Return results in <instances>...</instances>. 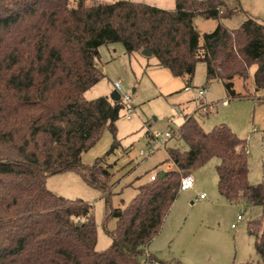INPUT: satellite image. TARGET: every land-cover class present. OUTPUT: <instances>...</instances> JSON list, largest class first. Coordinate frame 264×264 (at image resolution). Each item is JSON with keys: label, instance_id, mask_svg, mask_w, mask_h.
<instances>
[{"label": "trees", "instance_id": "1", "mask_svg": "<svg viewBox=\"0 0 264 264\" xmlns=\"http://www.w3.org/2000/svg\"><path fill=\"white\" fill-rule=\"evenodd\" d=\"M88 0H0V264H182L147 255L180 194L181 178L217 159V189L229 203L264 207V181L251 185L247 142L222 124L207 132L194 115L185 117L179 140L188 150L167 148L161 171L137 188L123 208H114L109 192L113 175L106 157L120 146L116 123L122 100H87L104 79L99 49L122 44L127 54L150 50L159 66L192 81L198 63L206 82L220 81L226 93L234 81L251 79L264 91V24L249 18L236 29L223 21L239 10L223 0H175L167 11L138 1L112 0L88 6ZM218 21L200 35L194 20ZM110 130V151L92 166L82 162ZM264 173V160H263ZM76 173L106 201L112 244L97 251L93 205L58 196L50 177ZM164 173L163 178L160 175ZM258 260L264 264V215L249 223Z\"/></svg>", "mask_w": 264, "mask_h": 264}, {"label": "rangeland", "instance_id": "2", "mask_svg": "<svg viewBox=\"0 0 264 264\" xmlns=\"http://www.w3.org/2000/svg\"><path fill=\"white\" fill-rule=\"evenodd\" d=\"M152 5L167 11L176 7L175 0H134ZM227 7L239 10L232 19H226L223 24L230 29H236L249 18L264 24V0H223ZM112 0H88V6L111 3ZM218 21L195 18L194 27L200 35V45H203V35L213 32ZM115 45V46H112ZM102 47L97 60L98 68L104 74V79L86 93L87 100L100 97L113 99L115 90L113 84L120 82L122 94L131 97V104H123L121 117L116 123L119 148L106 157L104 168L113 175L110 182L111 202L114 208L127 206L135 197L137 188L148 182L155 168L168 158L167 148L178 147L188 150L187 145L175 138L166 149H159L153 155L141 156L150 147L158 148L152 134L166 132L168 120L173 118L172 129L178 130L184 121L182 112L187 116L197 117L205 131H211L215 126H229L241 139L250 136L247 143L250 150V183L257 185L264 181V91L257 90L251 80L237 78L235 92L240 97H230L218 80L207 84L205 64L198 63L194 79L189 81L186 76L174 77L169 70L159 66L156 57H146L143 52L127 54L122 44H112ZM255 68L251 69L253 75ZM190 87V92L185 87ZM205 89L206 96L201 99L199 91ZM222 100H229L227 107L222 106ZM216 102L215 104H211ZM201 103L208 104L207 112L201 108ZM133 112L128 118V109ZM151 136V137H150ZM114 142L113 134L106 130L99 142L87 153L82 162L92 166L99 158L104 157ZM129 151V152H128ZM249 154V151H247ZM217 159L194 172L195 188L180 192L174 204L175 213L182 222L177 245L172 251L166 250L167 260H177L182 264H245L258 260L255 249V237L250 234L249 223L258 216L264 215V207L250 206L247 202L233 204L227 202L217 189L218 175ZM169 164H165V168ZM174 169V167H173ZM172 170V169H171ZM169 171V170H168ZM48 189L58 196L70 200H83L93 205V216L98 230L97 251H103L112 244L108 234L115 228V221L106 224V201L102 193L91 188L76 173H65L50 177ZM202 194L206 199H201ZM177 214V215H178ZM238 216L242 220L238 221ZM186 223V224H185ZM236 224L235 229L232 225ZM185 225V226H184ZM229 258V259H226ZM142 264L147 263V258ZM228 264V263H227Z\"/></svg>", "mask_w": 264, "mask_h": 264}, {"label": "crops", "instance_id": "3", "mask_svg": "<svg viewBox=\"0 0 264 264\" xmlns=\"http://www.w3.org/2000/svg\"><path fill=\"white\" fill-rule=\"evenodd\" d=\"M239 1V0H238ZM195 21V20H194ZM112 46H115V45H112ZM101 50H102V47L99 49V53L101 54ZM206 66V65H205ZM206 68V67H205ZM205 73H206V69H205ZM184 78V77H182ZM251 84L252 86H254L253 84V80H252V75H251ZM220 82V81H219ZM234 85H235V82H234ZM255 87V86H254ZM185 91L186 92H190V87H185ZM223 101V100H222ZM216 102H212L211 104H215ZM209 104V103H208ZM229 105V104H228ZM227 107V106H226ZM182 115L184 116V121H185V115H187L186 112H182ZM183 121V123H184ZM183 125V124H182ZM151 137V136H150ZM246 142L248 143L250 141V136L248 135L246 137ZM174 148H178L177 146L174 147ZM247 149L249 151V155H250V150L248 148V144H247ZM129 152V151H128ZM85 153L82 155V160H83V157H84ZM168 155V153H167ZM264 160V158H263ZM165 164H171V163H165L162 162L160 163L154 171H168V166L165 168ZM251 174V173H250ZM194 175V173H193ZM50 179V178H49ZM48 179V180H49ZM249 179H250V176H249ZM196 180V179H195ZM251 184V183H250ZM253 185V184H251ZM47 186H48V181H47ZM49 188V187H48ZM195 188V187H194ZM220 194V193H219ZM179 198V197H178ZM177 198V200H178ZM202 199V198H201ZM203 199H206L203 198ZM176 200V201H177ZM175 201V202H176ZM175 204V203H174ZM174 204L168 214V216L166 217L165 219V222H164V226L162 228V231L160 232V234L152 241V243L148 246L147 248V255H153L155 257H157L158 259H161V260H164V261H168L167 259V254H166V250H169V251H172V247L174 245H177V239L178 237L180 236V232L179 230L181 229L182 227V222L178 219L180 218L179 217V214L177 215L175 213V216L173 215L174 214ZM186 224V223H185ZM185 226V225H184ZM226 259H229V258H226ZM229 264V260L227 262V260H224V264ZM152 264H158V263H152Z\"/></svg>", "mask_w": 264, "mask_h": 264}, {"label": "built area", "instance_id": "4", "mask_svg": "<svg viewBox=\"0 0 264 264\" xmlns=\"http://www.w3.org/2000/svg\"><path fill=\"white\" fill-rule=\"evenodd\" d=\"M125 1H131V0H125ZM113 86H114L115 90L120 93L122 103L130 105L131 104V97L128 94H125V95L122 94L123 88H122L121 83L115 82L113 84ZM199 96L201 99H204L206 96V90L205 89L200 90ZM228 104H229V100H223L222 106L226 107V106H228ZM200 106H201V108H203V111L206 113L207 108H208V104L201 103ZM132 112H133V109H131V108L128 109V118L129 119H130ZM181 115H182V113H181ZM167 124H168V127L170 128L168 131H166L164 133L163 132H155L152 134V139H153V141H155L158 144V148L156 149L154 147L153 148L150 147L146 153L141 152V154H140L141 156H146V154L147 155H153L156 152V150L166 149L167 144L171 140H173L175 138L178 139L180 137V135H179V129L180 128L177 131L172 129V126L174 124V119L173 118L169 119ZM247 151H248V149H247ZM167 166H168L167 167L168 170H171L174 167V165L172 163L167 165ZM157 177H158V173H154L150 177V179H151V181H155ZM195 183H196V180H195V177L193 174H188V175L183 176L181 178V182H180V192H186V191H190V190L194 189ZM205 197H206L205 194H202L200 196V198H202V199ZM240 220H242V217L238 216V221H240ZM236 227H237L236 224L232 225L233 229H235Z\"/></svg>", "mask_w": 264, "mask_h": 264}, {"label": "water", "instance_id": "5", "mask_svg": "<svg viewBox=\"0 0 264 264\" xmlns=\"http://www.w3.org/2000/svg\"><path fill=\"white\" fill-rule=\"evenodd\" d=\"M143 55L146 57H151L152 52L150 50H145V51H143ZM120 98H121L120 93H115V95L113 96L114 101H118V100H120ZM163 176H164V173H162L160 175V178H163Z\"/></svg>", "mask_w": 264, "mask_h": 264}]
</instances>
